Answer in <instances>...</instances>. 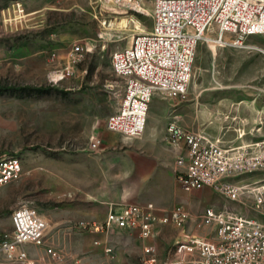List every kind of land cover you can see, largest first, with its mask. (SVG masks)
<instances>
[{"label":"rangeland","instance_id":"rangeland-1","mask_svg":"<svg viewBox=\"0 0 264 264\" xmlns=\"http://www.w3.org/2000/svg\"><path fill=\"white\" fill-rule=\"evenodd\" d=\"M152 11L153 0H0V154L16 155L23 170L0 190V237L12 230L11 212L22 204L35 207L51 227L44 245L26 246V261L0 254V264H103L105 254L102 245L94 244L96 238L112 248L114 264H145L136 230L105 236L70 227L93 219L69 205L96 201L92 193L105 183L117 190L115 160L131 145L105 127L123 92L111 54L127 46L132 35L151 29ZM209 41L197 45L185 95L165 99L156 94L150 104L175 101L186 125L213 121V131L229 112L264 119V55ZM84 42L90 50L72 64L71 46ZM247 42L264 46V35ZM26 85L52 90L32 95L10 90ZM240 100L237 112L225 107ZM94 139H99L98 148L90 147ZM181 193L185 198L174 206L186 207L190 218L180 227H158L150 239L156 246L153 264L173 262L169 251L187 235L213 236L214 225L197 224L207 207L256 215L250 196L231 200L211 187ZM69 215L72 219H66ZM46 245L60 250L61 259L51 258Z\"/></svg>","mask_w":264,"mask_h":264},{"label":"built area","instance_id":"built-area-1","mask_svg":"<svg viewBox=\"0 0 264 264\" xmlns=\"http://www.w3.org/2000/svg\"><path fill=\"white\" fill-rule=\"evenodd\" d=\"M152 20L148 32L132 35L127 46L111 54L112 70L123 81V92L105 127L127 139L143 133L154 95L165 99L185 95L201 40L231 42L235 49L264 55V46L247 42L249 37L264 35V0H153ZM89 50L87 42L74 43L72 64ZM234 130L236 139L224 141L204 129L183 127L177 116L166 125L165 139L176 151L175 174L184 192L211 187L231 200L250 196L256 213H217L207 207L197 224L214 225L213 236L194 234L176 241L175 249L169 251L175 260L168 264H264V135L244 141V131L240 127ZM98 144L99 139H94L90 147L98 148ZM22 172L16 155L0 154V190ZM189 218L190 212L183 205L158 212L153 203L110 204L102 220H80L69 226L105 236L115 230H136L143 241L144 263L153 264L156 246L150 239L158 227H180ZM10 220L12 230L0 237V254L10 261L24 262L28 258L26 246L44 245L51 227L27 204L14 208ZM93 242L103 247V264H114L112 248L100 238ZM45 251L51 258L61 259L60 250L46 245Z\"/></svg>","mask_w":264,"mask_h":264},{"label":"crops","instance_id":"crops-1","mask_svg":"<svg viewBox=\"0 0 264 264\" xmlns=\"http://www.w3.org/2000/svg\"><path fill=\"white\" fill-rule=\"evenodd\" d=\"M243 101H230L225 107L228 111L234 109L237 112ZM176 104L177 102L174 101L170 104L153 102L149 105L143 133L137 138L129 139L130 148L118 153L115 160L114 179L117 190L105 183L101 189H98V193L97 191L92 193V196L98 195L96 201H84L69 206L77 212H83L86 217L100 221L110 204L153 203L158 212H165L184 199L181 191L186 192L181 189L175 174L176 151L165 139L166 125L172 116H177L178 122L183 127L204 129L209 134L212 133V136L220 135L224 141L236 139L234 129L237 127L244 131L242 137L244 141L264 135V119L260 115H256L255 119L251 120L242 117L239 112L237 114L229 112L219 119L223 123L220 129L213 131L216 129L213 121L204 126L186 125ZM83 171L84 176L88 177L89 171L86 169ZM66 219H72V215L67 216Z\"/></svg>","mask_w":264,"mask_h":264},{"label":"trees","instance_id":"trees-1","mask_svg":"<svg viewBox=\"0 0 264 264\" xmlns=\"http://www.w3.org/2000/svg\"><path fill=\"white\" fill-rule=\"evenodd\" d=\"M12 91H19V92H23L25 94H28V95H32V94H44V93H48L52 90V88L50 87H47V88H44V87H34V86H22V87H16V88H13L11 87Z\"/></svg>","mask_w":264,"mask_h":264},{"label":"bare ground","instance_id":"bare-ground-1","mask_svg":"<svg viewBox=\"0 0 264 264\" xmlns=\"http://www.w3.org/2000/svg\"><path fill=\"white\" fill-rule=\"evenodd\" d=\"M114 10V9H113ZM212 45H215V46H232L234 47V45L231 43V42H222V43H218L214 40H211L209 41ZM62 77V76H61Z\"/></svg>","mask_w":264,"mask_h":264}]
</instances>
